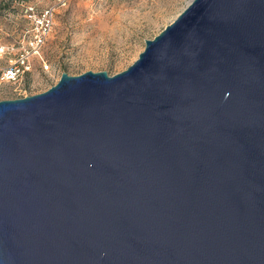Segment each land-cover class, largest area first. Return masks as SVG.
Masks as SVG:
<instances>
[{
  "label": "water",
  "instance_id": "95a60500",
  "mask_svg": "<svg viewBox=\"0 0 264 264\" xmlns=\"http://www.w3.org/2000/svg\"><path fill=\"white\" fill-rule=\"evenodd\" d=\"M0 264H264V0L0 101Z\"/></svg>",
  "mask_w": 264,
  "mask_h": 264
},
{
  "label": "rangeland",
  "instance_id": "374dc122",
  "mask_svg": "<svg viewBox=\"0 0 264 264\" xmlns=\"http://www.w3.org/2000/svg\"><path fill=\"white\" fill-rule=\"evenodd\" d=\"M192 0H0V101L44 93L63 73L79 76L127 70ZM55 7V21L43 49L49 69L38 58L20 81L4 71L28 49L31 23L26 9Z\"/></svg>",
  "mask_w": 264,
  "mask_h": 264
},
{
  "label": "built area",
  "instance_id": "2783aa9c",
  "mask_svg": "<svg viewBox=\"0 0 264 264\" xmlns=\"http://www.w3.org/2000/svg\"><path fill=\"white\" fill-rule=\"evenodd\" d=\"M61 2L65 4L66 0H61ZM55 13V7H47L41 12H38L34 6L27 7L26 17L31 23L30 29L27 30V33H29L28 49H25L20 54L14 65L4 71L6 80L12 82L21 81L31 70L34 58H38L46 70L49 69V65L43 55V49L52 31Z\"/></svg>",
  "mask_w": 264,
  "mask_h": 264
}]
</instances>
